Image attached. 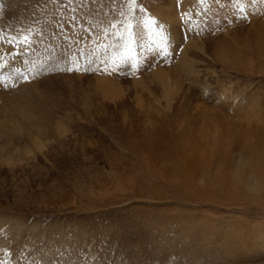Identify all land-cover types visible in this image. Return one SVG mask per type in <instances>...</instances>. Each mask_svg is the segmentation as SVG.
I'll use <instances>...</instances> for the list:
<instances>
[{
    "label": "rangeland",
    "instance_id": "rangeland-1",
    "mask_svg": "<svg viewBox=\"0 0 264 264\" xmlns=\"http://www.w3.org/2000/svg\"><path fill=\"white\" fill-rule=\"evenodd\" d=\"M19 1L0 0V43L19 49L0 54V106L65 131L0 159V264H264V194L232 178L236 157L264 156V0H59L55 16ZM197 42L253 69L212 74Z\"/></svg>",
    "mask_w": 264,
    "mask_h": 264
},
{
    "label": "bare ground",
    "instance_id": "bare-ground-1",
    "mask_svg": "<svg viewBox=\"0 0 264 264\" xmlns=\"http://www.w3.org/2000/svg\"><path fill=\"white\" fill-rule=\"evenodd\" d=\"M46 1V0H45ZM58 1L59 0H50V2H47L48 5L50 6V8H52V10L50 11V16H55L57 13H58V10L61 9V7H58ZM66 1V0H65ZM190 1V0H189ZM10 2V1H9ZM34 2V1H33ZM32 2V3H33ZM61 2V1H59ZM64 2V1H63ZM16 3H20L19 0H16ZM46 3V4H47ZM25 4V3H24ZM42 4V3H41ZM45 5V3H44ZM66 5V4H65ZM32 7V6H31ZM35 7V6H34ZM38 7V6H36ZM43 7V6H42ZM64 7V6H63ZM9 8V7H8ZM13 8H15L13 6ZM47 8V7H46ZM12 9V7H11ZM67 10L70 9L69 6H66ZM35 11V10H33ZM32 11V12H33ZM9 12V11H8ZM12 12V11H11ZM31 12V13H32ZM37 13V10L35 11ZM48 12V11H47ZM46 12V13H47ZM19 13V12H18ZM1 14V13H0ZM5 14V13H4ZM29 14V13H28ZM49 14V13H48ZM30 15V14H29ZM49 16V15H48ZM47 16V17H48ZM41 17V16H40ZM34 18V17H33ZM58 18V16H57ZM1 19V18H0ZM19 20H21V17L18 18ZM27 19V18H26ZM45 19V18H44ZM167 21H169L170 19L166 18ZM7 20V19H6ZM6 20H3L6 21ZM40 20V19H39ZM15 21V20H14ZM48 22V20H46ZM53 22V21H52ZM60 22V21H59ZM58 22V23H59ZM7 23V22H6ZM29 23V22H28ZM37 24V23H35ZM52 24V23H51ZM26 25V24H25ZM30 25V24H29ZM53 25V24H52ZM24 26V25H22ZM21 26V27H22ZM34 26V25H33ZM36 26V25H35ZM42 26V25H41ZM51 26V25H50ZM20 27V28H21ZM25 27V26H24ZM37 27V26H36ZM29 28V27H28ZM34 28V27H33ZM39 28V27H37ZM55 28V27H54ZM6 29V28H5ZM4 29V30H5ZM31 29V28H30ZM7 30V29H6ZM42 30V29H41ZM3 31V30H2ZM40 31V30H39ZM45 31V29H44ZM21 32L23 33V31L21 30ZM38 32V31H37ZM12 33V32H10ZM27 33V32H26ZM31 33V32H29ZM44 33V32H43ZM7 34V33H6ZM18 34V33H17ZM5 35V34H4ZM14 35V34H13ZM24 34L21 35V37L19 35H17L18 38H16V41L14 43V45H17L18 47V44L19 42L22 40V36ZM35 35V34H34ZM38 35V34H37ZM7 36V35H6ZM5 36V37H6ZM28 36V35H27ZM48 36V35H47ZM53 36V35H52ZM64 36V35H63ZM1 37V36H0ZM11 37H7V39L5 40L6 42L5 43H0V54H7V53H11V51L15 50H19L18 48L16 47H13L12 45H10L9 43H7V40H9ZM32 38V36H31ZM54 38V36H53ZM64 38V37H63ZM5 39V38H4ZM12 41L14 38H11ZM40 39V38H38ZM31 40V39H30ZM37 40V39H36ZM42 40V39H41ZM11 41V40H10ZM19 41V42H18ZM176 41V40H175ZM34 43V42H33ZM37 43V42H36ZM22 44V43H21ZM192 44V43H191ZM189 44V45H191ZM42 45V44H40ZM193 46L196 47V50L197 51H200L201 54L205 57L207 63L210 62L212 63L211 65L209 64V70H211L212 74H214V65L215 63H221L222 65H227L228 67H230L231 69H237V70H242L244 69V71H246L247 69H253V65H252V59H249V58H243L240 56L239 57H235L233 59H230L229 63H226V60L227 58H225V56H227V54H229V49L226 48L224 45H222L218 50L217 52L218 55L216 54L215 57H212L210 55L207 54L206 52V48H205V45H201V43L199 44L198 42L194 45L192 44ZM25 46V45H24ZM45 46V45H44ZM207 46V45H206ZM20 47V46H19ZM41 47V46H40ZM192 47V46H191ZM194 47V48H195ZM28 48V47H27ZM189 48V47H188ZM37 49V48H36ZM43 49V48H42ZM55 49V48H54ZM43 51V50H42ZM41 51V52H42ZM29 52V51H28ZM37 53V52H36ZM199 53V52H198ZM227 53V54H226ZM238 54V53H237ZM1 55V56H2ZM13 56V55H12ZM34 56V55H33ZM39 56V55H38ZM16 57V56H15ZM23 57V56H22ZM42 57V56H41ZM197 57V56H196ZM7 59V58H6ZM9 60V58H8ZM13 60V59H12ZM11 60V61H12ZM16 60V59H14ZM18 60V59H17ZM27 60V59H26ZM37 60V58H36ZM35 60V61H36ZM39 60V59H38ZM198 61V60H197ZM196 61V62H197ZM13 62H16V61H13ZM18 62V61H17ZM20 62V61H19ZM24 62V61H23ZM202 62V61H201ZM5 63V61H4ZM11 63V62H10ZM9 63V64H10ZM38 63V62H37ZM203 63V62H202ZM7 64V63H5ZM1 65V64H0ZM8 65V64H7ZM53 65V64H52ZM180 65H181V68L186 72V74L188 75H191V74H201V71L199 70H196V66H195V63H194V60H192L191 58L188 57V52H185L183 51V57L182 59L180 60ZM251 65V66H250ZM14 66V64H13ZM42 66V65H41ZM250 66V67H249ZM4 67H7L4 65ZM47 67V66H46ZM55 67V66H53ZM8 68V67H7ZM9 69V68H8ZM44 69V68H43ZM68 69V68H67ZM48 71V70H47ZM46 71V72H47ZM51 71V70H50ZM29 72V71H28ZM33 72V71H32ZM45 72V71H44ZM55 72V71H54ZM50 73V72H49ZM41 74V73H40ZM43 74V72H42ZM45 74V73H44ZM48 74V73H47ZM154 75V78L159 81V82H162L163 84H169L170 83V80L168 79L167 75L166 74H175L172 70H163V71H157ZM206 74H211L208 70L206 71ZM32 75V74H31ZM34 75V74H33ZM39 75V74H38ZM37 75V76H38ZM30 76V75H29ZM40 76V75H39ZM53 76V74H52ZM61 76V75H59ZM176 76V75H175ZM192 76V75H191ZM197 76V75H196ZM33 77V76H32ZM186 77V76H185ZM178 78V76H177ZM196 78V77H195ZM198 78V77H197ZM23 79V78H22ZM25 79V78H24ZM29 80H32V78H28ZM35 79V78H34ZM37 79V77H36ZM39 79V78H38ZM37 79V80H38ZM190 79V78H189ZM16 80V79H15ZM20 80V79H19ZM18 80V81H19ZM51 80V79H50ZM172 80V79H171ZM192 80V79H191ZM28 81V80H27ZM49 81V80H48ZM54 81H57L54 79ZM69 80H65V82H68ZM71 81V80H70ZM69 81V82H70ZM175 81V80H174ZM4 82V81H3ZM3 82L1 81V83L3 84ZM16 82V81H15ZM13 81V84L15 83ZM23 82V81H21ZM62 82V81H61ZM181 82V81H180ZM195 82V81H194ZM0 83V85H2ZM5 83V82H4ZM10 83V82H9ZM24 83V82H23ZM32 83V81H31ZM40 84L38 85H35V91H36V88H39L43 81L42 82H39ZM50 83V82H49ZM48 83V84H49ZM95 83V82H94ZM190 83V82H189ZM8 84V82H7ZM11 82V85L12 87H14ZM17 84V83H16ZM26 86H22L20 88V90H25L26 88L29 89L27 83H25ZM24 84V85H25ZM44 84V83H43ZM66 84V83H65ZM96 88L101 90V92H103L104 94H106L109 89L108 87L110 88L111 86L108 84V82H105V81H96ZM22 85V84H21ZM9 86V85H8ZM37 86V87H36ZM45 86V85H44ZM47 86V85H46ZM181 86V85H180ZM4 87V86H3ZM11 87V86H10ZM166 87V86H165ZM172 87V86H171ZM1 88V87H0ZM5 89L7 88L6 85L4 87ZM19 88V87H18ZM113 89V88H112ZM10 90V89H9ZM175 90V89H174ZM14 91V90H12ZM20 92L18 89L16 90L15 89V93H10V94H15L16 93ZM167 91V90H166ZM169 91V90H168ZM28 92V91H27ZM176 92V91H175ZM21 93V92H20ZM18 93V94H20ZM103 94V95H104ZM175 94V93H174ZM21 95V94H20ZM23 95V94H22ZM25 95V94H24ZM27 95V94H26ZM0 96H4L5 95H0ZM10 98V96H8ZM7 97V98H8ZM13 97V96H11ZM20 97V96H19ZM5 99V98H4ZM3 100V99H2ZM4 101V100H3ZM10 101V100H9ZM12 101H14L12 99ZM19 101V100H18ZM22 102V101H21ZM12 103V102H11ZM18 103V102H17ZM9 104V102L7 104H9L10 106L8 105H3L2 107L0 106V114L1 113H4V115H0V159L2 161H5V162H10V161H13L15 160L16 158H19L18 156H16L17 154H14V153H19L21 154L20 158L22 159L25 155H27L28 153H31V149H35V151H39L40 148H42V146L44 145L43 143H47L50 138L52 136H56V135H60V134H63L65 130L62 129V127L60 125H58L57 123L54 124V122H52V118H51V115L50 114H41V113H35L34 111H32L31 113H29L28 111L24 110L22 107H19V104ZM66 111V110H65ZM65 111H62V112H65ZM67 112V111H66ZM70 117V115H69ZM69 123V122H68ZM58 141V140H57ZM237 142V141H236ZM51 143V142H50ZM243 146V144H241ZM31 147V148H29ZM29 148V149H28ZM36 151V152H37ZM42 151V149H41ZM33 152V151H32ZM231 152V151H230ZM229 152V153H230ZM233 152V151H232ZM263 152V151H262ZM8 155V156H7ZM225 156V155H224ZM34 157V155H33ZM235 158V157H233ZM236 159H240L238 162V164L236 163V170H234L233 172V175H232V178L238 182V185H244L246 186L248 189H252V190H257L258 192L264 194V177L261 178V176H264V156L258 158L257 160H253V161H250L248 159H244V160H241V157L240 158H237ZM226 160V159H225ZM235 160V159H234ZM17 161V160H16ZM227 161V160H226ZM1 162V161H0ZM236 162V161H235ZM234 162V163H235ZM213 163V162H212ZM225 163V162H224ZM240 164V165H239ZM211 165V164H210ZM209 166V165H208ZM207 166V167H208ZM206 167V168H207ZM226 167V165H225ZM205 169V168H204ZM209 169V168H208ZM205 172V171H204ZM203 173V171H202ZM206 173V172H205ZM203 175V174H202ZM220 176V174H219ZM205 177V176H203ZM221 179V178H220ZM198 181V180H197ZM198 183V182H197ZM203 183V182H202ZM221 183V181H220ZM224 186V185H223ZM223 188V187H222ZM249 192V191H248ZM229 194V193H227ZM258 194V193H256ZM264 196V195H263ZM232 198V197H231ZM234 199V198H233ZM235 202V201H234ZM239 203V202H238ZM245 203V202H244ZM250 204V203H248ZM235 205V204H234ZM7 217V215H0V225H4L5 222L8 221V225H9V220H5L4 217ZM5 220V221H4ZM3 222V223H2ZM7 225V226H8ZM7 229V228H6ZM23 230V229H22ZM260 230V229H259ZM13 232V231H12ZM7 233V232H6ZM14 235H15V231H14ZM21 236V234H20ZM37 236V235H36ZM16 240V239H14ZM19 241V240H18ZM17 242V241H16ZM15 242V243H16ZM21 245V244H19ZM6 247V246H5ZM20 247V246H19ZM5 251V250H4ZM10 252L7 254L9 255ZM4 255L2 256V258H4ZM12 257V256H11ZM10 258V257H8ZM6 258V261L7 259ZM12 261V260H11ZM14 262V261H13Z\"/></svg>",
    "mask_w": 264,
    "mask_h": 264
},
{
    "label": "snow or ice",
    "instance_id": "snow-or-ice-1",
    "mask_svg": "<svg viewBox=\"0 0 264 264\" xmlns=\"http://www.w3.org/2000/svg\"><path fill=\"white\" fill-rule=\"evenodd\" d=\"M148 23L149 24H154L155 23V21H153V20H149L148 21ZM113 27H115V25H113ZM131 28H132V25H131V23H129L128 25H127V29H128V31H129V33L131 34ZM23 41L25 42V43H31V41H30V39H29V37L28 36H24L23 37ZM9 43H11V41H8ZM161 50L165 53V55H167V43H166V38H164L163 36L161 37ZM116 60H120L121 62H123V61H125L126 60V57L124 56V55H120V56H117V57H114L113 58V63L115 64V61ZM133 67H135V65L133 66ZM72 69H69V71H71ZM25 80L27 81V77L25 78Z\"/></svg>",
    "mask_w": 264,
    "mask_h": 264
}]
</instances>
